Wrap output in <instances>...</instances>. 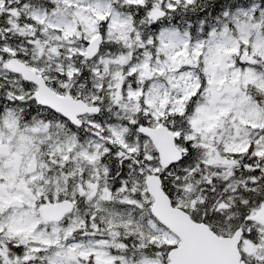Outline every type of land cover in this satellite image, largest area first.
I'll return each mask as SVG.
<instances>
[{"label":"snow or ice","instance_id":"obj_1","mask_svg":"<svg viewBox=\"0 0 264 264\" xmlns=\"http://www.w3.org/2000/svg\"><path fill=\"white\" fill-rule=\"evenodd\" d=\"M0 264H264V0H0Z\"/></svg>","mask_w":264,"mask_h":264}]
</instances>
